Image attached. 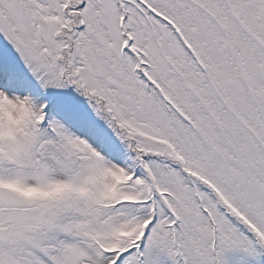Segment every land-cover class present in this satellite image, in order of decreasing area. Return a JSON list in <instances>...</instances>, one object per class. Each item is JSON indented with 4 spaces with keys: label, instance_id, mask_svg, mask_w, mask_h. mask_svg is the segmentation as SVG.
Masks as SVG:
<instances>
[{
    "label": "snow or ice",
    "instance_id": "1",
    "mask_svg": "<svg viewBox=\"0 0 264 264\" xmlns=\"http://www.w3.org/2000/svg\"><path fill=\"white\" fill-rule=\"evenodd\" d=\"M0 264H264V0H0Z\"/></svg>",
    "mask_w": 264,
    "mask_h": 264
}]
</instances>
